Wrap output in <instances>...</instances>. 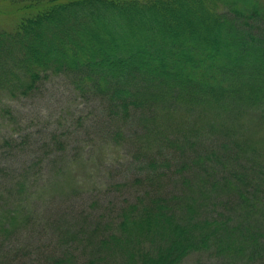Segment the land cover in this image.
<instances>
[{
    "label": "trees",
    "instance_id": "1",
    "mask_svg": "<svg viewBox=\"0 0 264 264\" xmlns=\"http://www.w3.org/2000/svg\"><path fill=\"white\" fill-rule=\"evenodd\" d=\"M2 1L24 8L0 31L2 96H30L64 75L106 100L118 121L137 115L141 143L181 161L147 159L161 170L156 178L172 166L171 193L152 187L105 227L66 230L90 251L83 264H182L193 254L264 264V0ZM252 112L263 127L258 141ZM215 133L221 142L207 147ZM18 176L10 202L0 199L3 238L24 219L30 176ZM74 260L65 252L51 264Z\"/></svg>",
    "mask_w": 264,
    "mask_h": 264
},
{
    "label": "rangeland",
    "instance_id": "2",
    "mask_svg": "<svg viewBox=\"0 0 264 264\" xmlns=\"http://www.w3.org/2000/svg\"><path fill=\"white\" fill-rule=\"evenodd\" d=\"M23 9L0 0V31L11 28ZM99 97L76 88L64 75L50 76L30 96L0 94V199L10 202L7 198L20 180L18 173L30 176L23 194L24 219L10 237L0 235V264H51L65 252L73 253L75 264H83L90 251L69 240L66 230L86 233L95 225L105 227L120 207L145 197L152 187L168 194L174 189L179 176L170 174L172 161V171L156 178L161 170L155 172L157 168L149 165L154 161L147 159L163 162L175 156L177 167L178 154L163 145L147 148L141 143L143 128L137 115L120 122ZM2 104L9 107V118L1 115ZM247 122L252 125L250 135L257 132L255 139L260 140L263 127L257 113L249 114ZM206 137L207 147L221 142L218 133ZM147 176L153 178L145 181ZM18 248L14 262L11 251ZM182 264L222 263L193 254Z\"/></svg>",
    "mask_w": 264,
    "mask_h": 264
}]
</instances>
